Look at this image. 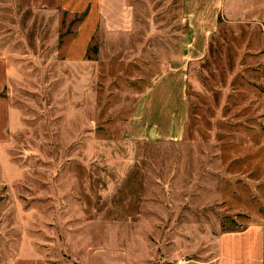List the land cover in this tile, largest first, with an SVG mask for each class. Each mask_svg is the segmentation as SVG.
Segmentation results:
<instances>
[{"label":"rangeland","instance_id":"1","mask_svg":"<svg viewBox=\"0 0 264 264\" xmlns=\"http://www.w3.org/2000/svg\"><path fill=\"white\" fill-rule=\"evenodd\" d=\"M130 1L125 48L98 34L69 63L80 16L0 0V264H245L247 236L259 252L264 0H223L193 58L185 0ZM166 69L172 98L186 84L184 133L141 137Z\"/></svg>","mask_w":264,"mask_h":264},{"label":"crops","instance_id":"2","mask_svg":"<svg viewBox=\"0 0 264 264\" xmlns=\"http://www.w3.org/2000/svg\"><path fill=\"white\" fill-rule=\"evenodd\" d=\"M54 1L57 7L81 18L75 33L65 47L66 62H91L93 59L89 58V50L98 39V34L104 36L105 40L111 41L115 39L114 36H118L121 50L125 48V42L130 40L133 34L136 18L135 7L130 0ZM184 4L186 20L192 26L193 34L182 57L205 56L211 35L220 24L224 2L223 0H185ZM169 70L166 69L154 78L141 99L140 112L133 125L134 131L141 137L181 136L184 133L186 84L182 82L178 84L177 97L172 98L173 83L168 74ZM169 82L171 86L168 85ZM165 88L169 89V93L167 90H159ZM259 232L260 248L256 256H254L253 237H246L245 264H264V227Z\"/></svg>","mask_w":264,"mask_h":264}]
</instances>
